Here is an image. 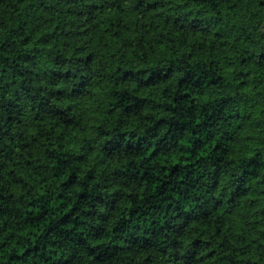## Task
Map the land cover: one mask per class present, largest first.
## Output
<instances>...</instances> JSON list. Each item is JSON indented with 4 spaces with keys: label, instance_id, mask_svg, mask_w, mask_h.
<instances>
[{
    "label": "trees",
    "instance_id": "obj_1",
    "mask_svg": "<svg viewBox=\"0 0 264 264\" xmlns=\"http://www.w3.org/2000/svg\"><path fill=\"white\" fill-rule=\"evenodd\" d=\"M0 264H264V0H0Z\"/></svg>",
    "mask_w": 264,
    "mask_h": 264
}]
</instances>
